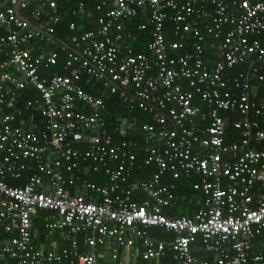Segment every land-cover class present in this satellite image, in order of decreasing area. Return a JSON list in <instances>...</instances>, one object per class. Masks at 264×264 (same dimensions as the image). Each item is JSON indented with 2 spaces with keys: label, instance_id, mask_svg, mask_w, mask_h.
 <instances>
[{
  "label": "built area",
  "instance_id": "2783aa9c",
  "mask_svg": "<svg viewBox=\"0 0 264 264\" xmlns=\"http://www.w3.org/2000/svg\"><path fill=\"white\" fill-rule=\"evenodd\" d=\"M28 1L0 0V259L97 264L104 255L109 264H136L169 250L174 264H210L192 252L200 238L214 264H264V46L252 40L264 34V0H103L97 28L70 37L79 51L66 62L73 71L50 78L38 73L56 54L35 56L32 43L59 39L21 16ZM44 7L56 23V1ZM142 15L137 31L148 25L151 37L148 53L135 54L122 45L135 38L122 21ZM183 42L188 51L168 54ZM241 65L247 67L232 77ZM98 82L123 108L111 121L105 100L85 89ZM30 90L36 97L25 110L41 119L37 131L19 127L15 114ZM135 110L148 119L130 120ZM111 122L117 124L108 132ZM228 127L238 134L230 142ZM144 168L150 174L131 183L132 172ZM89 173L107 182H88ZM23 175L27 182L14 186ZM166 175L199 176L192 188L203 208L192 217L168 216L176 200ZM37 212L46 213L45 233L60 232L67 247L58 251L46 235L38 241ZM153 228L173 237L157 241Z\"/></svg>",
  "mask_w": 264,
  "mask_h": 264
},
{
  "label": "trees",
  "instance_id": "16d2710c",
  "mask_svg": "<svg viewBox=\"0 0 264 264\" xmlns=\"http://www.w3.org/2000/svg\"><path fill=\"white\" fill-rule=\"evenodd\" d=\"M57 7H56V15L59 16V20L56 23H53L51 19L52 10L48 9L47 7H44V4L46 0H30L28 1V5L25 9H20L19 13L21 14L22 17L28 19L31 24L34 26L40 28L43 31H47L49 29H52L54 32V37L57 39L64 41L66 43L70 44V37L77 33L76 31H71L69 26L70 24H74L78 27V31L80 32H88L95 30L97 28V20L99 17L104 16L102 9L104 7L101 6V3L103 0H55ZM83 3L84 6V13H80L79 9V4ZM38 7L41 8L40 11H37ZM99 7V9H98ZM105 12V11H104ZM125 21V20H124ZM126 26V25H125ZM126 29H130V27H127ZM126 29L123 27L124 32H126ZM136 28L134 27L133 35H135V41L132 46L134 48L135 52H139L143 50V47L146 48V45L150 42V34L149 31H135ZM3 35L2 30H0V36ZM260 42L264 45V36L258 38ZM217 42V41H216ZM185 44V45H184ZM208 43L205 44V47H207ZM184 48L178 51H169L170 56H177L180 55L184 51H188L190 49V44L183 42ZM33 49H34V55L39 56V55H44L47 56L50 53H55L56 54V63L54 65H46V62H43L41 64V67L39 69V76L41 78H50L54 75H60V76H66L69 75L75 66L71 67H66V62L68 61V56L70 54V51L68 49H63L57 42L53 44H46L43 43L42 41H35L32 43ZM129 46V45H128ZM144 51V50H143ZM142 51V52H143ZM209 49H206L205 52H209ZM247 66L241 65L236 68L235 71H233V75L237 76L240 71L245 69ZM237 73V74H236ZM28 91H24L19 99L17 105H23L25 109V102L27 99L26 94ZM98 95V92H96ZM117 97L111 96L105 98V103L108 107V109L114 113L118 111L121 112V110H117ZM16 105V107H17ZM34 114L33 116L38 118L37 113H34L32 110L30 111H25L22 112L23 115H27L28 113ZM223 117H227L225 113H221ZM233 118H237V115H233ZM39 119V118H38ZM237 132L231 128L226 129V142H230L231 140H235L237 138ZM117 136L114 135V140H117ZM150 174V170L147 168L144 169H135L132 172V180L135 181L138 176V179H140L142 176H147ZM29 174L26 175L28 177ZM169 175H166L165 177V183L170 185L174 184L175 189H174V196L177 199V204L176 207H174L172 210H166L164 211L168 216L172 217H192L196 211L199 209L203 208L202 204V195L194 190L192 188L193 184L196 182L200 181V177L196 175H192L188 178L186 177H180L178 180H172L171 177H168ZM86 179L88 182L91 183H96V184H104L107 180L103 178V176L99 175H93L92 173L86 176ZM137 179V180H138ZM27 182V179L23 175V179L18 180L14 183H12L14 186L16 185H22ZM133 199L141 201L143 198L141 195H138L136 192L133 194ZM46 213L44 212H37L35 215L34 221H35V226H34V233H36V238L41 242L43 239V236L45 235V229H44V216ZM161 234H167L169 239L171 237L170 233H164L163 230L157 229ZM158 232V233H159ZM83 236L78 235V245L80 251H84V246H83ZM198 249V251H197ZM260 249V246L257 242L254 243V251ZM102 249H100V252ZM192 252L200 257L201 259H207L210 264H214L212 260V255L210 253H207L203 250L201 240L200 238H197L196 240V245L194 246V250ZM172 253L170 251H166L164 256L161 257L158 260V264H174V260L172 259ZM139 260V259H138ZM140 264H152L153 262L151 261H144L142 259L139 260ZM110 261L107 256H101L98 257L97 264H109ZM1 264V262H0ZM118 264V263H115ZM138 264V263H136Z\"/></svg>",
  "mask_w": 264,
  "mask_h": 264
},
{
  "label": "crops",
  "instance_id": "0c3cea01",
  "mask_svg": "<svg viewBox=\"0 0 264 264\" xmlns=\"http://www.w3.org/2000/svg\"><path fill=\"white\" fill-rule=\"evenodd\" d=\"M206 7V9H208V10H212V7H210L209 5H206L205 6ZM142 14H143V12H142ZM142 17H143V15L142 16H140L139 18H138V20H141L142 19ZM134 23V22H133ZM133 23H129V22H127V21H122V25H123V27L126 29L127 27H130V29L129 30H131L132 31V33H133V31H134V24ZM126 25V26H125ZM79 30V29H78ZM128 29H126V31H127ZM93 31V30H92ZM136 31V30H135ZM75 34H78V33H75ZM134 37H135V35H134ZM134 41H135V38L134 39H124V41L122 42V45H124V46H130L131 44H133L134 43ZM69 44V43H68ZM70 45V44H69ZM71 46V45H70ZM130 47H132V46H130ZM133 49V52L136 54V53H145V54H147L148 52H147V45H146V48L145 47H143V52L142 51H139V52H135V50H134V48H132ZM124 52L125 51H123V49L121 50V54L122 55H124ZM85 89L87 90V91H89V92H92L93 93V95H95V96H99V97H102L104 100H105V98H107V97H111V96H109V94H108V90L105 88V87H103V84H102V82H98V83H90V84H85ZM96 92H98V95H97V93ZM26 94V93H25ZM26 96H27V99H26V101L27 100H30V99H33L34 97H36V93L34 92V91H32V90H30V91H28V93L26 94ZM117 99V98H116ZM118 103H119V101H118V99H117V110H121V112L119 111H117L116 113H115V111H114V113H112L109 109H108V111H109V113L110 114H112V117H110V118H108V121H111L112 119H113V117H114V115L115 114H119V115H122L123 114V108L122 107H119L118 106ZM19 104V103H18ZM107 106V105H106ZM16 111H17V113H15V114H19V117L21 118V121L19 122L20 124H19V127H21L22 129H24V130H33V131H37L38 130V128H39V126L41 125V119H38L37 118V116L36 117H34L33 115L34 114H32V113H28L26 116L25 115H23L22 114V112H24L25 113V109H24V107H23V105H17V108H16ZM130 120L132 119V117H136L139 121H146L147 119H148V117L146 116V115H144L142 112H140V111H138V110H135L134 111V113H132V114H130V115H126ZM117 123L116 122H111V125H109L108 126V129H107V131L108 132H112L111 131V128L114 126V125H116ZM93 175H96V174H93ZM99 176H103V175H99ZM103 178H105L104 176H103ZM136 178V180L138 179V176L137 177H135ZM106 179V178H105ZM157 229H159V228H153V229H150V234H151V236L152 237H154V238H156V240L158 241V240H160V241H168V240H170L172 237H173V235H172V233L171 232H166V231H164V233H170L171 234V237L169 238V239H167V237H168V235L167 234H161L159 231H157ZM162 230V229H161ZM159 232V233H158ZM34 234H36V233H34ZM53 237H55V235H52L51 236V238H53ZM50 238V239H51ZM76 239H78V237H76ZM39 241V240H38ZM84 241V240H83ZM56 244H57V248L60 250V249H63V248H65V247H67L69 244H68V242H66V241H64V240H59V241H57L56 242ZM46 245H48V244H46ZM83 246H84V242H83ZM84 251H80V249H79V245L77 246V251L78 252H81V253H84V252H86L87 250H88V248L87 247H85L84 246ZM169 251V250H168ZM197 251H198V249H197ZM96 252H100V249H96ZM196 256V255H195ZM196 257H198V256H196ZM198 258H200V257H198ZM172 259H173V256H172ZM201 259V258H200ZM140 260V259H139ZM137 261V263L138 264H140V261ZM0 262H1V264H5L7 261H5V259H0ZM151 262H153L152 264H158V261L157 260H153V261H151Z\"/></svg>",
  "mask_w": 264,
  "mask_h": 264
},
{
  "label": "bare ground",
  "instance_id": "6f19581e",
  "mask_svg": "<svg viewBox=\"0 0 264 264\" xmlns=\"http://www.w3.org/2000/svg\"><path fill=\"white\" fill-rule=\"evenodd\" d=\"M80 4H82L83 5V3H80ZM80 4H79V8H80ZM83 9H84V6H83ZM139 18V17H138ZM138 18H136L135 20H133V21H131V22H129V23H133L134 24V27L136 28V30H138V25L139 24H142V23H144L146 20L144 19V18H142L141 20H138ZM128 22V21H127ZM75 26V28L73 29L74 31H76L78 34H74V35H80L81 33H83V32H80V31H78V27L76 26V25H74ZM39 30H41L40 28H39ZM71 30V29H70ZM73 30H71V31H73ZM144 31H150V26H148L147 25V28L144 30ZM84 32H86V31H84ZM88 32H90V31H88ZM73 36V35H72ZM264 36V34L263 35H260V36H254V37H252V40L254 39V40H257V41H259L260 42V40L258 39V38H260V37H263ZM60 44V43H59ZM68 44V43H67ZM260 44L261 45H263L261 42H260ZM61 46H63L62 44H60ZM69 45V44H68ZM70 45H71V49L72 50H70V49H68L70 52H74V53H76V54H79V51L71 44V42H70ZM69 45V46H70ZM264 46V45H263ZM63 47H65V46H63ZM66 48V47H65ZM67 49V48H66ZM150 169V168H149ZM148 169V170H149ZM151 170V169H150ZM89 174H91V173H89ZM89 174H87V175H85L84 176V179L85 180H87L86 179V176H88ZM92 174H96V173H92ZM97 175H99V174H97ZM43 179H44V181H48V178L45 176V177H43ZM106 180V179H105ZM132 180V179H131ZM130 180V182L131 183H133V182H135V181H137V180H135V181H131ZM88 181V180H87ZM107 182V181H106ZM105 182V183H106ZM96 184V183H95ZM175 200H176V204L178 203L177 202V199L175 198ZM174 207H176V205L174 206ZM173 207V208H174ZM172 208V209H173ZM172 209H170V210H172ZM164 211H166V210H164ZM170 217H172V216H170ZM181 217H183V216H181ZM181 217H172V218H181ZM45 235H46V237H47V239H48V241L49 242H57V241H59L60 239H61V234H60V232H56V233H45ZM52 235H55V237H53V238H51V236ZM79 235V234H78ZM78 235H76V237H78ZM51 238V239H50ZM62 240V239H61ZM77 240V239H76ZM62 249H58V251H61ZM5 261H6V259H5Z\"/></svg>",
  "mask_w": 264,
  "mask_h": 264
},
{
  "label": "water",
  "instance_id": "95a60500",
  "mask_svg": "<svg viewBox=\"0 0 264 264\" xmlns=\"http://www.w3.org/2000/svg\"><path fill=\"white\" fill-rule=\"evenodd\" d=\"M20 16V15H19ZM30 25H31V27L32 28H34V29H37L33 24H31V23H29ZM38 30V29H37ZM58 42L60 43V44H62L63 46H65L67 49H70V50H72L71 48V46H69L66 42H64V41H61V40H58Z\"/></svg>",
  "mask_w": 264,
  "mask_h": 264
}]
</instances>
